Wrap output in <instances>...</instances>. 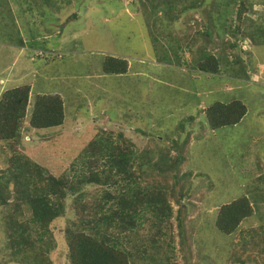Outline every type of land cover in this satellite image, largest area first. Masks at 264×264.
I'll list each match as a JSON object with an SVG mask.
<instances>
[{
  "label": "rangeland",
  "instance_id": "374dc122",
  "mask_svg": "<svg viewBox=\"0 0 264 264\" xmlns=\"http://www.w3.org/2000/svg\"><path fill=\"white\" fill-rule=\"evenodd\" d=\"M0 1V72H4L0 73V78L7 74L10 78L7 82L0 81V93L12 86L30 84L27 115L40 93L57 92L64 99V123L32 132L24 129L19 149L35 156L38 163L55 174L64 173L93 138L110 130L115 139H118L119 132L126 131V135L136 141L139 151L150 146L153 160L147 161L148 152L139 154V162L147 161L144 168L158 177L152 161L162 159L163 143L173 145L172 139L177 138V134L183 132L182 125L185 126L184 121H179L192 115L196 109L195 94L190 92L195 83L190 82V75L198 74L199 69L181 76L186 73L184 66L182 69L173 67L179 70L171 67L163 70L158 62L159 58L177 53L180 45H185V56L182 54L181 57L187 67L191 66L188 63L193 59L201 58L204 46L206 51L217 56L220 76L227 78L226 89L247 84L245 87L251 91L246 97L252 95V89L254 93L264 92V26L252 38L244 32L253 29L254 33L260 28L253 22L264 19L263 0H255V6L246 8L241 22L238 17L241 0H237L235 13L229 16L224 11L223 19H219V23L227 22L223 28L212 26L208 13L217 3L205 0V9L192 12L191 27L181 24L186 23L189 13L179 19L173 33L179 32V26L183 28L182 36L187 38L178 46H170V38L164 36L176 26L161 22L164 20L159 16L164 10L163 0H154L160 3L157 7L152 0H106L105 6L104 0H46L44 5L43 0H27V3L31 2L27 9H19L21 0H9V8H6L7 0ZM73 13L76 16L73 17ZM103 15L110 16V21H105ZM89 16L93 22L87 19ZM12 20L13 26H9ZM41 20L45 21L46 28L54 31L46 39ZM239 25L238 37H246V41H241L237 47H227V41L235 38L229 30ZM62 30L64 38L60 42L58 31L63 33ZM207 36H211L210 42ZM37 51L44 55H36ZM108 56L127 59V72L105 73L103 63ZM243 64L251 79L241 85L237 73L242 72ZM231 78H235L237 84ZM211 81L205 80L204 86L210 85ZM220 85L221 82H215L212 85L214 91L220 89ZM241 95L244 93H236L235 99H241ZM249 99L244 101L249 104L250 114L236 127L218 130L215 134L202 125L206 119L204 114L196 116V123L195 120L187 122L181 139L190 128L196 133L191 135V142L185 147L186 163L177 171L186 194L179 201L170 197L173 213L160 223L164 226L161 232L146 222L138 232L143 238L139 240V236H132L133 242H143V246L149 248L146 253L157 255V249H160V257L168 252L170 259L179 264H264V252L253 242L251 230L261 227L264 232V207L257 215L244 220L234 235L226 234L214 225L221 206L247 195L249 190L255 194L254 183L249 187L247 182H251L256 173L264 175V99L261 97L263 102ZM210 102L204 98L200 105L206 106ZM159 134L162 141L156 138ZM167 134H172L170 139L165 138ZM8 155L7 143L0 140V169L6 166ZM190 170L192 175L183 177ZM161 178L173 185L171 174ZM262 183L260 189L263 191L264 181ZM95 189L90 188L92 192ZM5 209L9 207L0 206V264L68 263L65 234L68 222L76 217L71 208H67L64 217L53 221L51 227L56 244L49 252V258L42 259L46 263L37 261L34 255L28 256L27 251L16 254L7 247L3 221ZM182 229L186 238L181 236ZM153 236L156 245L155 242L150 244ZM36 252H43V248L37 247ZM140 252L143 251L134 254L133 259L140 261L146 255ZM222 254L226 256L221 257ZM164 263L160 259L159 264ZM144 264L152 262L144 260Z\"/></svg>",
  "mask_w": 264,
  "mask_h": 264
},
{
  "label": "trees",
  "instance_id": "16d2710c",
  "mask_svg": "<svg viewBox=\"0 0 264 264\" xmlns=\"http://www.w3.org/2000/svg\"><path fill=\"white\" fill-rule=\"evenodd\" d=\"M44 1L46 3V0ZM152 1L154 7L160 5L158 2ZM236 1L215 0L216 6L208 11L211 15L212 26L226 27L227 22L219 23V19L224 11L229 16L235 13ZM206 2L205 0H163L161 5L164 10L159 16L164 20L161 22L176 26L182 15L185 17L189 13L190 16L186 23L184 21L181 24L191 27L192 12L200 8L205 9ZM262 2L264 5V0ZM203 4L205 5L202 7ZM254 4H257L255 0H241V8L238 12L239 22L243 19L242 15L245 9L251 8ZM213 10L218 14L215 15ZM74 16L76 14L73 13ZM103 16L105 21H110L107 15ZM87 19L92 21L91 16ZM41 23L46 39L54 31L46 28L45 21L41 20ZM207 23H209L208 20ZM253 25L260 28L255 29L254 33H252L253 29L250 32L245 29L244 32L249 38L255 36L258 29H262L264 19L257 23L253 22ZM176 29L177 26L168 30L169 34H164L170 38V46H178L184 43L182 41L187 38V36H182L183 28L178 26L179 32L174 34ZM239 30H241L240 25L236 29L229 30L236 40L234 42L228 40L227 47L236 46ZM62 31L63 33L58 31L60 42L64 38V30ZM211 36H207L209 42ZM221 37L223 38V35ZM185 44H187V40ZM184 50L185 45H180V48H177V53L164 59L159 58L172 67L179 66L182 69L181 66H184L183 70L186 73H180L181 76L190 74L193 69H199L198 74L190 75V82L195 83L194 88L190 87L192 88L190 92L195 94L196 109L192 115L185 116L181 119L182 121H179L185 122V126L182 125V133L186 131L187 122L195 120L196 123V116L200 117L201 114H204L206 118L202 125L215 134L218 130L223 131L228 127H236L250 114L248 113L249 104L244 100L247 98L261 100V97L264 99V92L256 91L254 93V89L250 92L252 95L246 97L248 91L251 90L245 85L241 88L236 87L233 93H229L230 95H235V92L244 93L243 96L241 95L243 99L237 98L230 102L219 100L220 98L217 96H220V92L223 91L219 89L214 91L212 86L215 85V82L222 84L225 80L216 75L221 72L219 58L206 51L204 46L201 58L193 59L191 63H188L191 66L187 67L185 60L181 57L182 54L185 56ZM128 65L125 58L108 56L104 60L103 69L105 73L121 74L127 72ZM173 69L179 70L178 68ZM241 71L240 74L237 73V76L244 82L249 81L250 75L246 72L247 67L244 64ZM207 79L212 80V83L204 86ZM30 93L31 85L23 84L7 88L0 97V140L5 141L9 147L7 164L0 169V206L9 207L4 210L3 219L4 229L7 233V247L9 246L8 248L12 251L15 250L16 254L27 251L28 256L34 255L37 261L45 262L42 259L49 258V252L56 244L51 227L53 221L58 217H64L69 207L76 217L68 222L65 234L68 247L67 264H144V260H148L152 264H159L160 259L165 262L164 264H179L170 259L168 252L160 257L158 255L161 252L160 249H157V255L146 253L145 251L149 248L143 246V242L140 244L133 242L132 236L137 235L141 240L143 235L138 232L146 222L156 226L161 232L164 226H161L160 223L163 220H168L173 213L170 197L179 201L185 196L184 185L177 171L186 163L188 156L185 147L191 142V135L196 132L190 128L183 139H181L182 133L177 134L178 137L172 139L173 145L163 143L162 159L152 161L153 166L158 170V177L152 176L151 172L144 168V164L154 158L150 146L139 151L136 141L127 136L126 131L119 132L118 139H115L110 130L93 138L84 148L81 157L76 158L64 173L55 174L38 163L35 156L20 152L19 149L22 146L24 129L32 132L61 126L64 123V99L57 92L40 93L33 102L30 114L27 115ZM204 98L212 102L206 103V106L200 105ZM141 132L144 131L141 130ZM174 133L176 134V132ZM171 135L167 134L165 138L170 139ZM161 136L160 134L156 135L158 141L161 140ZM141 153H148L146 162H139ZM192 173L193 171L190 170L188 173H184L183 177L192 175ZM166 174L173 176V185L161 178ZM252 178L257 183L264 181V175L256 174ZM91 187H95V191L92 192ZM255 191L253 197L257 200L256 208L259 213L260 209L264 207V189L262 191L255 188ZM70 198L71 201H69ZM252 213L253 208L249 206L247 198L242 197L223 204L216 215L214 225L218 230L234 235L242 222ZM251 230L254 233L253 242L259 245L258 247L264 252L262 228L255 229L254 227ZM180 233L182 238H186L184 229ZM152 239L150 244L155 242L156 245V239ZM198 244L201 245V243ZM37 247L43 248V252L37 253ZM140 250L143 252L139 254L146 255L142 256L140 261L133 259L134 254ZM225 256L222 254L221 257Z\"/></svg>",
  "mask_w": 264,
  "mask_h": 264
},
{
  "label": "clouds",
  "instance_id": "9594fccd",
  "mask_svg": "<svg viewBox=\"0 0 264 264\" xmlns=\"http://www.w3.org/2000/svg\"><path fill=\"white\" fill-rule=\"evenodd\" d=\"M35 1H37V0H33V2H35ZM42 1V0H41ZM129 3V2H128ZM163 3V2H162ZM161 3V4H162ZM42 4L44 5V4H46L45 3V1L43 0L42 1ZM107 4V1L106 0H104V6ZM0 5H1V1H0ZM42 5V6H43ZM205 5V4H204ZM100 8H101V6H99ZM107 18H109V19H111V17L110 16H108ZM50 22H52V21H50ZM52 25H54V27L55 28H57V25L56 24H52ZM246 39V37L244 38V37H240V38H238L237 39V43H236V46L235 47H237V46H239V44H240V42L242 41V42H244V41H246L245 40ZM236 40V38H234V40H231L232 42H234ZM246 50V49H245ZM41 55V54H43L41 51H37V53H36V55ZM44 55V54H43ZM158 62L161 64V66H162V68H163V70H165V69H170V67L171 68H173L172 66H169V64L168 63H165V62H162V60H159L158 59ZM103 71H104V69H103ZM4 74V73H3ZM220 74H221V72H219L218 74H216L217 76H219L220 77ZM249 74V73H248ZM250 75V74H249ZM5 77L6 76H4L3 78H0V79H5ZM221 78V77H220ZM223 79H225V80H223V82H222V84L219 86V87H221L219 90L220 91H223V92H220V97L219 98H221V97H225V94L226 93H231V91L232 90H234V88H236V86H232L230 89H226V85L227 84H225L226 83V77H223ZM250 79H251V75H250ZM149 80V79H148ZM0 81H2V80H0ZM10 81V80H9ZM4 82V81H3ZM5 82H7V81H5ZM19 86V85H18ZM12 87H15V86H12ZM11 88V87H10ZM7 89V88H6ZM6 89H4V90H6ZM3 90V91H4ZM3 91L0 93V97H1V94L3 93ZM51 93V92H50ZM219 100H221V99H219ZM221 101H223V102H230V101H232V100H230V101H227L226 99H223V100H221ZM249 113V112H248ZM84 150V149H83ZM83 150L81 151V153L76 157V158H80L81 157V154H82V152H83ZM257 174V173H256ZM255 174V175H256ZM254 175V176H255ZM253 178H255V177H253ZM252 178V179H253ZM251 179V182H247L249 185V187H250V185L252 184V183H254V185L256 184V188H259L260 189V186H263V183L262 182H259V183H257V182H254L253 180ZM246 183V184H247ZM248 196H250V197H248L247 195H245V196H243V197H246L247 198V201H248V203H249V206L250 207H252L253 208V213H252V215H250L249 217H253L254 215H257L258 213H257V200H255L254 199V197H253V193L251 192V190H249L248 191V193H246ZM242 198V197H241ZM239 199V198H238ZM234 200H237V199H234ZM233 200V201H234ZM225 204H227V203H225ZM248 217V218H249ZM247 219V218H246ZM9 247V246H8ZM10 249V248H9ZM11 250V249H10ZM14 252V251H13Z\"/></svg>",
  "mask_w": 264,
  "mask_h": 264
},
{
  "label": "crops",
  "instance_id": "0c3cea01",
  "mask_svg": "<svg viewBox=\"0 0 264 264\" xmlns=\"http://www.w3.org/2000/svg\"><path fill=\"white\" fill-rule=\"evenodd\" d=\"M31 7V2L30 3H27V0H21V2L19 3V9H27V8H30ZM6 8H9V0H7V5H6ZM13 21L14 20H12V22H10V24H9V26H13ZM50 24H55L54 22H51ZM20 37H23V35H20ZM20 41H22V40H24V39H19ZM0 73H4L3 71H1ZM9 74H7L6 75V77H5V79H0V80H2V81H6V80H10V78H9V76H8ZM231 80H232V82L233 83H235V84H237L236 83V79L235 78H231ZM240 84L241 83H245L244 81H242L241 79H240ZM242 85V84H241ZM245 85H247V84H245ZM232 87V86H231ZM241 87H243V85L242 86H240V87H238V88H241ZM233 91L234 90H232L231 91V93H233ZM50 92H52V91H49V92H44V93H50ZM235 94H236V92H235ZM231 97V98H228V97ZM225 97H227L226 98V100L227 101H230V100H233V99H235L236 98V96L233 94V95H230L229 93H226L225 94Z\"/></svg>",
  "mask_w": 264,
  "mask_h": 264
}]
</instances>
